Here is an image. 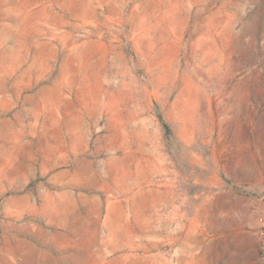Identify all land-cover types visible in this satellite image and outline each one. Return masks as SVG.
Listing matches in <instances>:
<instances>
[{
    "label": "rangeland",
    "instance_id": "374dc122",
    "mask_svg": "<svg viewBox=\"0 0 264 264\" xmlns=\"http://www.w3.org/2000/svg\"><path fill=\"white\" fill-rule=\"evenodd\" d=\"M0 264H264V0H0Z\"/></svg>",
    "mask_w": 264,
    "mask_h": 264
},
{
    "label": "trees",
    "instance_id": "16d2710c",
    "mask_svg": "<svg viewBox=\"0 0 264 264\" xmlns=\"http://www.w3.org/2000/svg\"><path fill=\"white\" fill-rule=\"evenodd\" d=\"M165 128H166V126H165Z\"/></svg>",
    "mask_w": 264,
    "mask_h": 264
}]
</instances>
